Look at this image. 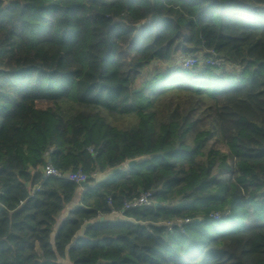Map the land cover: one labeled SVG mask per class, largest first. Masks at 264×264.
Listing matches in <instances>:
<instances>
[{
    "label": "trees",
    "instance_id": "obj_1",
    "mask_svg": "<svg viewBox=\"0 0 264 264\" xmlns=\"http://www.w3.org/2000/svg\"><path fill=\"white\" fill-rule=\"evenodd\" d=\"M67 263L264 264V0H0V264Z\"/></svg>",
    "mask_w": 264,
    "mask_h": 264
},
{
    "label": "built area",
    "instance_id": "obj_2",
    "mask_svg": "<svg viewBox=\"0 0 264 264\" xmlns=\"http://www.w3.org/2000/svg\"><path fill=\"white\" fill-rule=\"evenodd\" d=\"M198 59L196 58H185L183 59L180 63H175L178 66H181L182 68L185 69H192L194 68L197 64H199ZM207 65H211V66H221V62L218 61H207L206 62ZM96 174L92 175V177H95ZM48 177H55V178H66L71 182H74L80 186H84L87 181L89 180V176H87L86 174H84L81 171H77V172H61L57 169H55L50 163L47 164V166L44 168V178H48ZM154 191H148V192H143L142 194H140V196L132 201L126 202L124 204V210H131V209H135V208H139V207H143V206H150L153 204V196H154ZM123 210V211H124ZM214 219H220L221 216L216 213L213 215ZM188 220H185V223H188ZM181 223V222H179ZM170 226V225H169Z\"/></svg>",
    "mask_w": 264,
    "mask_h": 264
},
{
    "label": "water",
    "instance_id": "obj_3",
    "mask_svg": "<svg viewBox=\"0 0 264 264\" xmlns=\"http://www.w3.org/2000/svg\"><path fill=\"white\" fill-rule=\"evenodd\" d=\"M142 24H138L136 27L140 28ZM146 160L145 157H140V158H136V159H132V160H128L125 163V167L130 170V169H134L137 165L143 163ZM158 205V204H157Z\"/></svg>",
    "mask_w": 264,
    "mask_h": 264
},
{
    "label": "rangeland",
    "instance_id": "obj_4",
    "mask_svg": "<svg viewBox=\"0 0 264 264\" xmlns=\"http://www.w3.org/2000/svg\"><path fill=\"white\" fill-rule=\"evenodd\" d=\"M186 57H182V56H178L176 57L175 61L172 63H168V64H161V65H153V66H157L158 68H160L161 70H165L167 68H172V66L176 65L175 63H180L183 59H185ZM103 176H97V179H101ZM231 227V226H230ZM232 228V227H231Z\"/></svg>",
    "mask_w": 264,
    "mask_h": 264
},
{
    "label": "crops",
    "instance_id": "obj_5",
    "mask_svg": "<svg viewBox=\"0 0 264 264\" xmlns=\"http://www.w3.org/2000/svg\"><path fill=\"white\" fill-rule=\"evenodd\" d=\"M83 190H84V186H81V188H80V190H79V194H78V196H77V199L75 200V202L73 203V205H71V207L68 209V211H69L70 209H72L74 206H76V204L78 203V200H79V198H80V196H81ZM66 215H67V213H65V214L62 215V217L59 219V223H60V222L66 217ZM67 264H69V263H67Z\"/></svg>",
    "mask_w": 264,
    "mask_h": 264
}]
</instances>
